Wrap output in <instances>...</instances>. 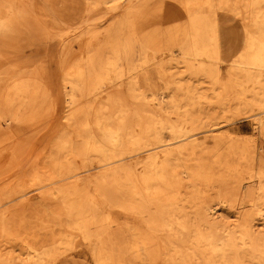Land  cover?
<instances>
[{
    "label": "bare ground",
    "instance_id": "1",
    "mask_svg": "<svg viewBox=\"0 0 264 264\" xmlns=\"http://www.w3.org/2000/svg\"><path fill=\"white\" fill-rule=\"evenodd\" d=\"M175 1L184 8L187 22L163 33L159 31L163 9L154 0H105V4L125 3L112 29L103 36L87 30L63 46L66 126L34 158L33 180L41 186L40 200L10 191L11 201L0 206V240L19 242L24 249L19 255L1 251L0 264H56L63 253L65 226L83 236L95 264L114 261L105 237L115 226L126 227L127 232H120L132 242L127 246V241H118L121 257L156 264H264V154L256 161L246 140L236 141L232 130L217 133L218 125L211 119L194 117L192 109H183V100L192 108L201 98L209 100L196 96L195 90L188 89L181 99L175 93L167 102L158 98L147 72L150 65L161 69L183 65L190 74L220 83L218 9L235 15L242 11L230 0ZM14 6V0L0 4V38L31 23L26 8ZM242 6L255 30L245 27L242 59L231 65L222 92L214 91L221 105L234 93L246 108L260 101L264 88V0H244ZM105 40L116 44L108 58L100 51ZM118 40L129 42L121 47ZM130 40L140 47L139 65L134 63ZM158 40L178 49H167L170 56L165 63L157 61L160 52L166 53V45ZM140 72L146 73L143 80ZM125 74L133 77L126 90L133 104L120 92H111ZM2 80L0 120L33 125L50 110L42 74L14 72ZM168 83L182 91L179 82ZM247 93L251 102L246 101ZM174 112L179 113L176 119L170 117ZM255 125L263 130V119ZM210 137L215 149L209 161ZM227 140L235 141L229 142L228 153L222 147ZM17 152L15 145L5 147L0 162ZM140 152L146 157L139 159ZM93 171L97 173L91 176ZM203 183L215 193L203 194ZM254 184L257 199L251 201L248 190ZM91 186L95 193L86 192ZM238 201L242 206L238 216L225 217V209ZM250 204L256 208L253 213L245 210ZM136 226L156 236L152 251L155 242Z\"/></svg>",
    "mask_w": 264,
    "mask_h": 264
},
{
    "label": "rangeland",
    "instance_id": "2",
    "mask_svg": "<svg viewBox=\"0 0 264 264\" xmlns=\"http://www.w3.org/2000/svg\"><path fill=\"white\" fill-rule=\"evenodd\" d=\"M3 1L0 0V4ZM223 1L216 0V4ZM104 2L105 0H14V8L16 10L26 8L27 14L32 20L28 26L20 25L18 30L10 37L0 38V92L5 89V81L2 79L14 72L42 74L43 87L48 90L51 106L50 110L47 111L48 113L46 112L44 117L33 125L18 126L16 123L8 124L3 118L0 120L3 127V130L0 131V150L11 145H15L18 148L15 157L0 162V206L11 201L9 198H11L10 196L13 193H8L10 191H22L24 194H28L27 196H31L34 201L40 200L37 190L41 186L37 185L33 180L34 158L44 147H49L57 131L66 126L64 117L67 114V97L63 89V46L71 42L75 36L86 33L87 30L93 29L103 36L112 29L116 21L121 17L125 3H113L112 5ZM230 3L238 6V10L242 12L235 15L233 11L227 12L224 9H218L221 41V59L218 62L221 71L220 78L222 79L220 83L213 84L205 76L190 74L183 65H178L179 67L177 68L168 64L167 69L150 65L147 72L156 90L157 97L163 98L164 102H167L168 96L174 93L178 95V98H183L187 94L188 89L195 90L198 97L201 95L208 97L209 100L201 98L199 100L200 103L193 108L187 105L188 103L185 100L182 101L181 105L183 109H192L191 112L194 117L205 118V120L211 119L212 124L218 125L217 128L219 130L217 133L232 130L236 141L246 140L247 145L255 152V160L258 161L260 156L264 154V129L256 128L255 122L259 119L264 121V114H262L264 109H260L261 103L264 101V88L260 101L252 102V105L246 108H243L240 100L235 99L236 94L234 93L230 95V101L225 106L221 105L217 101L216 92L214 91L215 89L217 93L222 92L231 65L235 64V62H240L242 59L245 27L249 30H255L249 13L245 12L242 6L244 0H230ZM154 4L163 9V12L162 9L161 12L164 17V24L160 27V32L165 33L187 22L184 8L177 1L154 0ZM126 31L125 29V35H127ZM130 41H132L131 45H134L133 40ZM158 41L166 45V53L160 52L157 55V61L165 63L170 56L168 50L174 49L177 51L178 49L170 45L167 40ZM128 42V40H118V45L122 47ZM112 45H116L114 41L105 40L101 43L100 51L104 58L112 55ZM133 58L135 64L139 65L141 63L142 57L140 56L138 44L133 47ZM122 66L125 68L126 62ZM143 74L146 73L144 72ZM143 74L141 72L140 75L138 74L141 80H143ZM132 79L133 77H130L129 74H125L121 85L111 89L113 93L120 92V94H123L127 102L131 104L134 101L126 90ZM166 81L179 82L182 84V91L177 92L174 90L175 86ZM246 101H252L250 93H247ZM177 114L179 113H171L170 117L176 119ZM207 141L210 149V161L214 155L215 141L212 137L208 138ZM229 142L234 143L235 141L227 140L222 144L223 151L227 153L230 151ZM144 157H146V154L140 152L139 159ZM80 172H82L81 177L84 178L83 170ZM96 173V171H93L90 175L93 176ZM200 189L203 194L213 195L215 193L214 190L208 188L204 183L200 185ZM48 190L46 188L43 189V191ZM248 191L251 193L249 199L251 201L256 200L257 184L249 187ZM86 192L92 194L96 190L91 186L86 187ZM241 207L239 201L234 203L232 208L225 209L224 216L232 217V220L235 219ZM245 210L254 212L256 208H253L252 204H250ZM102 213L108 214L107 211H101L100 214ZM113 215H116V212ZM124 228L118 229L115 226L108 231L105 237L107 248L114 254L112 264H156L151 260H135L130 257H121L120 245L117 246L118 243L127 241V246L132 245L131 237L127 235L125 239L123 238V232H127V228ZM136 230L140 233L142 232L144 236L150 237L155 242V246L151 248L152 251L156 247V236L139 226H136ZM118 231L123 232H120V234L117 233ZM126 237L130 240L126 239ZM62 238L63 242L60 246L63 253L57 258L56 264H95L93 252L86 245V241L78 230L65 226ZM0 246H2L0 252L2 251L3 255H7L12 250L15 252L13 255H19L24 251L23 246L19 242L10 239L0 240Z\"/></svg>",
    "mask_w": 264,
    "mask_h": 264
}]
</instances>
